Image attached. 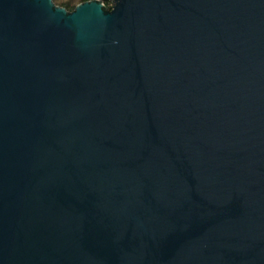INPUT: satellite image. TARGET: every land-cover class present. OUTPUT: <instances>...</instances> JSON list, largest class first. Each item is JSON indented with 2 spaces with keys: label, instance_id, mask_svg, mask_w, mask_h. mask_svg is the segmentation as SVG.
I'll use <instances>...</instances> for the list:
<instances>
[{
  "label": "water",
  "instance_id": "obj_1",
  "mask_svg": "<svg viewBox=\"0 0 264 264\" xmlns=\"http://www.w3.org/2000/svg\"><path fill=\"white\" fill-rule=\"evenodd\" d=\"M0 264H264V0H0Z\"/></svg>",
  "mask_w": 264,
  "mask_h": 264
},
{
  "label": "trees",
  "instance_id": "obj_2",
  "mask_svg": "<svg viewBox=\"0 0 264 264\" xmlns=\"http://www.w3.org/2000/svg\"><path fill=\"white\" fill-rule=\"evenodd\" d=\"M86 1H88V0H53V2L56 5L65 8L69 12L73 11L76 5L83 3V2H86ZM104 5L107 8L111 7V3L109 1H105Z\"/></svg>",
  "mask_w": 264,
  "mask_h": 264
}]
</instances>
